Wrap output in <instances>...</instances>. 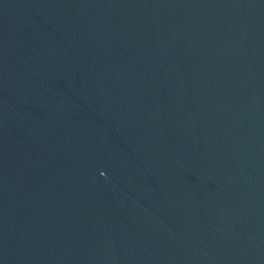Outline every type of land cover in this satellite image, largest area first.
Listing matches in <instances>:
<instances>
[{"label":"water","instance_id":"95a60500","mask_svg":"<svg viewBox=\"0 0 264 264\" xmlns=\"http://www.w3.org/2000/svg\"><path fill=\"white\" fill-rule=\"evenodd\" d=\"M0 264H264V0H0Z\"/></svg>","mask_w":264,"mask_h":264}]
</instances>
